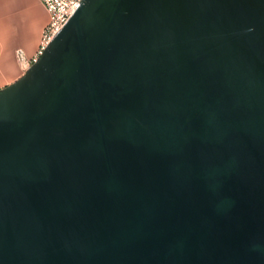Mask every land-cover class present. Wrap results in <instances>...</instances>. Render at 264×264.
Instances as JSON below:
<instances>
[{
	"label": "water",
	"instance_id": "1",
	"mask_svg": "<svg viewBox=\"0 0 264 264\" xmlns=\"http://www.w3.org/2000/svg\"><path fill=\"white\" fill-rule=\"evenodd\" d=\"M0 264H264V0H80L0 91Z\"/></svg>",
	"mask_w": 264,
	"mask_h": 264
},
{
	"label": "crops",
	"instance_id": "2",
	"mask_svg": "<svg viewBox=\"0 0 264 264\" xmlns=\"http://www.w3.org/2000/svg\"><path fill=\"white\" fill-rule=\"evenodd\" d=\"M48 17L38 0H0V91L26 74L16 58L36 54Z\"/></svg>",
	"mask_w": 264,
	"mask_h": 264
},
{
	"label": "built area",
	"instance_id": "3",
	"mask_svg": "<svg viewBox=\"0 0 264 264\" xmlns=\"http://www.w3.org/2000/svg\"><path fill=\"white\" fill-rule=\"evenodd\" d=\"M40 5L46 11L48 21L43 30L40 46L36 54L27 61L22 50L16 51V58L22 68L27 70L35 64L41 56L44 49L55 36V34L64 26L67 20L79 6L80 0H38Z\"/></svg>",
	"mask_w": 264,
	"mask_h": 264
}]
</instances>
